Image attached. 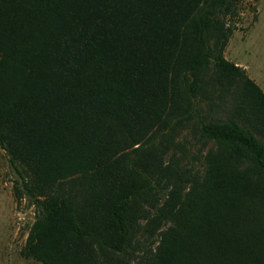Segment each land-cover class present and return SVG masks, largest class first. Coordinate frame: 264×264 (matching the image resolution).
Instances as JSON below:
<instances>
[{"label": "trees", "instance_id": "16d2710c", "mask_svg": "<svg viewBox=\"0 0 264 264\" xmlns=\"http://www.w3.org/2000/svg\"><path fill=\"white\" fill-rule=\"evenodd\" d=\"M237 15V0H0V148L37 213L24 258L127 264L167 181L138 264H264V91L224 55ZM192 121L215 151L181 188L159 138Z\"/></svg>", "mask_w": 264, "mask_h": 264}, {"label": "rangeland", "instance_id": "374dc122", "mask_svg": "<svg viewBox=\"0 0 264 264\" xmlns=\"http://www.w3.org/2000/svg\"><path fill=\"white\" fill-rule=\"evenodd\" d=\"M237 17L233 20L237 30L232 34L225 49V57L232 63L243 67L247 75L264 91V0H237ZM212 117H224L222 111L212 112ZM159 144L165 148L164 158L170 167L176 168L173 174L174 184L188 188L193 175H203L206 167V155L215 151V145L202 137L195 121L171 136H161ZM16 174L10 165L6 153L0 148V264H40L34 259L21 255L32 226L36 221V209L25 198L16 200L13 186ZM172 185L160 182V190L142 206L148 219L140 220L137 237L125 256L127 264H138L142 257L154 254L160 242L161 232L167 226L156 219L160 207ZM185 193V191H184ZM158 227L154 230V227Z\"/></svg>", "mask_w": 264, "mask_h": 264}]
</instances>
